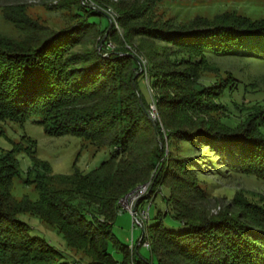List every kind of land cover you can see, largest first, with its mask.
Here are the masks:
<instances>
[{
	"label": "trees",
	"instance_id": "obj_1",
	"mask_svg": "<svg viewBox=\"0 0 264 264\" xmlns=\"http://www.w3.org/2000/svg\"><path fill=\"white\" fill-rule=\"evenodd\" d=\"M73 3L78 17L60 28L3 8L18 35L0 33V120L31 119L47 135L72 134L96 149L118 150L89 173L69 174L51 173L48 161L30 153L36 200L12 195L19 162L14 145L0 151V264H264V207L240 201L213 214L197 181L198 173L218 164L264 178V106L239 121L216 115L226 95L241 103L248 84L227 76L201 80L215 69L209 61L214 56H264V18L225 11L174 23L124 11L119 18L125 37L145 40L155 90L147 100L139 89L143 75L134 78L138 64L124 47L99 49L100 37L93 46L84 45L87 33L107 30V19L79 0ZM151 102L160 123L150 118ZM158 136L166 137L167 153ZM183 142L190 152L183 153ZM151 171L154 185L171 182L163 194L167 209L157 210L150 224L146 217L130 256L129 245L113 232L118 201ZM21 213L55 226L68 246L85 245L92 261L64 260L48 240L31 232ZM167 214L183 227L165 226ZM139 240L148 241L151 258L140 253Z\"/></svg>",
	"mask_w": 264,
	"mask_h": 264
},
{
	"label": "rangeland",
	"instance_id": "obj_2",
	"mask_svg": "<svg viewBox=\"0 0 264 264\" xmlns=\"http://www.w3.org/2000/svg\"><path fill=\"white\" fill-rule=\"evenodd\" d=\"M73 2L74 0H0V33L10 36L18 35L13 25L3 18V8L23 12L33 21L50 28H60L74 22L78 17L74 15L76 6ZM79 2L87 9L100 11L109 23L107 30L104 33L99 32L100 35L96 32L87 33L84 45L93 46L92 44L96 43L100 37L99 49L114 50L124 47V51L131 54L138 64L134 78L143 75V79L139 80V89L147 100L151 99L155 90L149 84L148 58L144 52L145 46L142 44L145 40L137 36L132 37L131 40L125 37V26L121 24L119 18L124 11L145 14L146 17L158 21L168 19L174 23H185L199 15L212 17L225 11L236 12L251 18H264V0H79ZM125 22L128 23L129 20ZM111 27L113 31L109 32ZM209 61L215 69L201 75L203 82L215 77L227 76L231 77L235 83L242 81L248 84V91L243 92L241 103L234 104L232 99L235 98L226 95L221 98L223 106L219 107L216 115L227 116L239 121L245 117H251L257 112L258 107L264 106V56H214ZM241 92V89L239 93L237 92V100L241 98ZM149 115L153 124L160 123L158 115L155 118L150 113ZM157 140L160 148L167 153L166 137L162 141L158 136ZM141 144L147 148L152 146H148L145 141H141ZM179 144L186 147L183 153L190 152L187 143ZM13 145L19 162L20 175L11 181L10 190L16 199L28 197L31 200H36L38 195L32 182L33 173L28 174V168L32 165L30 153L48 161L51 173L69 174L74 169L89 173L108 158L110 151L118 150L112 146H102L96 149V146L91 145L88 140L72 134L47 135L42 125L34 123L31 119L23 123L8 119L0 120V151L10 150ZM174 146L171 144L170 148L173 149ZM223 169L224 167L220 168L218 164L217 169L213 165L209 171L202 170L197 174V181L209 198L206 202L209 212L215 214L226 208L234 209L235 204L240 201L256 203L264 207V178L251 173ZM153 174L154 171H151L146 181L137 184L118 201L119 208L114 220L113 232L121 242L129 245L130 256L135 248L134 243L142 234L145 217L149 215L146 224H150L157 210L164 212L167 209L163 194H168L171 182H166L162 186L154 185L151 179ZM235 196L237 200L232 202ZM18 217L29 224L33 234L42 236L58 249L65 256L64 260L75 259L84 263L92 261L93 256L89 248L85 245L78 248L68 246L55 226L30 213H21ZM135 217L143 222L138 220L140 224H136ZM163 222L165 226L173 229L183 227L169 214L163 217ZM144 242L148 241L141 242L142 246L139 247V251L143 256L151 258V247H145ZM113 253L115 257L120 258L119 253L114 250Z\"/></svg>",
	"mask_w": 264,
	"mask_h": 264
},
{
	"label": "built area",
	"instance_id": "obj_3",
	"mask_svg": "<svg viewBox=\"0 0 264 264\" xmlns=\"http://www.w3.org/2000/svg\"><path fill=\"white\" fill-rule=\"evenodd\" d=\"M144 65H146V64H144ZM141 68H143V67H141ZM149 113L151 114V116L153 117V118H155L156 116H157V111H156V106H155V104H154V102H152L151 104H150V110H149ZM145 219H146V217H145ZM135 220L137 221V222H135L136 224H138L139 222H138V220H140L138 217L136 218L135 217ZM141 221V220H140ZM141 222H143V221H141ZM134 223V224H135ZM140 224V223H139ZM139 226V225H138ZM143 225L141 224V227H142ZM144 245H145V247H149V243L148 242H144Z\"/></svg>",
	"mask_w": 264,
	"mask_h": 264
}]
</instances>
